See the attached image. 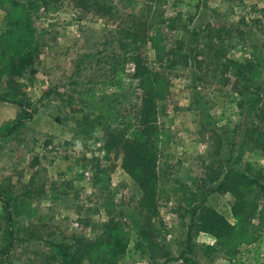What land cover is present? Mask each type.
<instances>
[{"label":"rangeland","instance_id":"1","mask_svg":"<svg viewBox=\"0 0 264 264\" xmlns=\"http://www.w3.org/2000/svg\"><path fill=\"white\" fill-rule=\"evenodd\" d=\"M146 2L99 0L97 6L88 0H52L32 11L38 57L15 79L12 90L33 115L16 131L0 135V188L11 189L16 197L26 195L12 202L23 209L16 221L26 226L32 222L28 231L33 233L20 232L18 238L39 239L20 240L12 251L13 264H42L49 241L94 238L97 225L109 215L133 226L122 258L126 264H264V228L257 241L241 244L232 258L209 247L216 244L212 234L192 232L189 238L192 209L202 200L235 221L231 194L210 193L211 184L203 177L218 173L220 165L224 171L229 166L244 170L247 162L264 174V153L241 149L245 128L259 121L249 104H238L250 97L234 89L231 71L228 84L217 82L215 71L222 79V69L215 70L207 59L214 50L202 51L207 27L231 30L233 39L225 38L228 55L253 60L264 82V0H166L163 5L166 18L176 17L174 29L164 26L168 43L181 40L175 45L183 44L189 55V63L181 62L168 77L169 93L160 117L168 137L158 166L162 225L156 218V239L164 244L166 259L153 262L135 245V225L143 221L141 192L121 158L105 157L101 127L95 138H86L76 126L74 116L85 113L102 116L113 126L133 122L139 90L131 76L132 63L125 60L122 28L129 14L143 12ZM10 8L11 1L0 3V33L9 28ZM147 52L150 66L158 68L153 51ZM196 60L202 61L201 67ZM8 78L2 75L4 85ZM20 113L18 105L0 100V127ZM261 207L264 210V200ZM2 213L0 200V220Z\"/></svg>","mask_w":264,"mask_h":264},{"label":"trees","instance_id":"2","mask_svg":"<svg viewBox=\"0 0 264 264\" xmlns=\"http://www.w3.org/2000/svg\"><path fill=\"white\" fill-rule=\"evenodd\" d=\"M4 1H11V8L6 14L9 28L0 33V100L18 105L21 113L18 118L0 127V135L16 131L27 117L33 115V111H29L30 106L13 92L12 83L23 75L27 67L35 65L38 57L36 52L39 49V41L33 27L32 11L44 5L48 6L52 0H0V3ZM88 1L92 5H100L99 0ZM165 1L147 0L142 7L143 12L139 15L129 14L122 28L126 40L124 46L127 48L125 60L132 63L131 76L137 80L139 90L132 113L133 122L113 126L104 123L102 116L95 114L74 116L76 126L86 138H95L98 128L101 127V149L105 151V157L115 155L121 158L123 168L138 185L141 192L139 209L143 221L139 224L136 222L138 238L135 245L153 262L168 257L164 244L156 239V233L160 231L156 218L162 225L159 209L162 191L158 166L160 154L166 151L163 145L168 137L160 125V117L165 113L164 101L169 93L167 82L172 69L181 62L189 63V55L183 50V44L175 45L181 43V40H176L175 44L168 43L164 26L167 24L174 29L176 17H165ZM83 7L86 5L83 4ZM225 38L233 39L231 30L207 27L203 36V54H206V49L214 50L213 54H207V59L213 62L215 70L222 69V79H219L215 71L217 82L228 84L231 79L227 73L231 71L235 77L232 82L234 89L238 94L250 97L246 102L239 101V106L249 104L251 111H255L256 117L259 118L258 124L252 121L245 128L241 149H260L264 153V126L261 125L264 119V82H261L260 66L251 59L240 61L230 57ZM148 49L153 51L158 68L150 66ZM196 62L201 67L202 61ZM4 74L9 76L5 81L6 85L1 79ZM218 141L215 155H219L220 138ZM218 167V173H210L207 178L203 177L202 181L211 184L210 193L231 194V210L235 221L232 222L202 200L192 209L189 238L192 232L212 234L216 244L209 247L223 252L227 258H232L238 254L241 244H251L263 233L264 210L261 201L264 200V174L256 171L251 162L246 163L244 170L229 166L224 171L222 165ZM8 190L0 188V200L3 202V216L0 220V264H13L12 251L20 244V240L39 239L38 236L18 238L20 232L33 233L28 231L33 223L30 222L28 226L19 225L16 217L23 209L20 210V204H14L12 200L18 202L19 198L26 195L16 197L11 189ZM194 201L196 199H191V203ZM97 226L98 232L94 238L76 237L74 242H46L48 251L43 253L41 263L126 264L122 258L128 252L132 234L130 227L133 226L122 222L117 215H109Z\"/></svg>","mask_w":264,"mask_h":264}]
</instances>
